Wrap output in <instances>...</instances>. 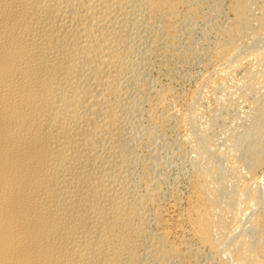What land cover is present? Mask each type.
Wrapping results in <instances>:
<instances>
[{"label":"bare ground","instance_id":"1","mask_svg":"<svg viewBox=\"0 0 264 264\" xmlns=\"http://www.w3.org/2000/svg\"><path fill=\"white\" fill-rule=\"evenodd\" d=\"M200 2L0 0V264H264V0ZM180 9L230 24L202 50ZM198 53L180 108L156 69ZM206 88L246 102L242 133L201 123Z\"/></svg>","mask_w":264,"mask_h":264},{"label":"rangeland","instance_id":"2","mask_svg":"<svg viewBox=\"0 0 264 264\" xmlns=\"http://www.w3.org/2000/svg\"><path fill=\"white\" fill-rule=\"evenodd\" d=\"M199 1H201L200 2V5H201V10L203 11H201L202 13H206V12H208L207 10H209V6L212 4V3H214L215 2V0H199ZM222 1V4H223V6H224V8L227 6V4H228V0H221ZM257 1H259V0H257ZM262 1L263 0H260V2L262 3ZM227 2V3H226ZM260 2H258V3H260ZM203 5V6H202ZM226 5V6H225ZM206 6H207V8H206ZM206 10V11H205ZM255 11H257V10H255ZM185 12L186 11H184V9H180V13H179V16H178V23H180V24H182V25H186V24H188V23H191L192 22V27H193V29L195 30L194 32H193V40H194V43H199L198 44V46L197 47H200V48H202V50H204V48H205V45H202L201 44V42H202V40H203V38H202V36H203V32H204V29L206 28V30H208L210 27V23H212V21H215V23H217V25H221V26H223V27H226V25L227 26H229V22H230V20H231V15L229 16V15H227V12L225 11V13L222 15V16H218L219 18H215V19H213L211 22L209 21V19L207 20V19H201V21L199 20L200 18H198V17H195V16H193V19H188L189 17H188V15H187V12H186V14H185ZM258 12V11H257ZM257 12H254V14H256V15H258L259 14V12L257 13ZM187 15V16H186ZM229 16V17H228ZM192 20L191 22H187L188 20ZM226 18V19H225ZM186 19V21H185V23H184V20ZM194 20V21H193ZM197 20V21H196ZM199 20V21H198ZM208 22H207V21ZM224 20H225V22H224ZM228 22H227V21ZM180 21V22H179ZM197 23H196V22ZM204 21V22H203ZM205 21L207 22V23H205ZM195 22V23H194ZM223 23H225V24H223ZM194 24V25H193ZM205 24V25H204ZM208 26V27H207ZM210 31V30H209ZM210 32H212V31H210ZM216 32L214 31V32H212V33H210V38H209V40H211V41H215V40H217L215 37H218V36H216L217 34H215ZM214 36V37H213ZM189 36H185V37H183V41H181V45L182 46H184V48L186 47V46H188V42H189ZM188 43V44H187ZM193 45H196V44H193ZM196 55V54H195ZM198 55V56H197ZM196 56H194L193 55V59L191 58V61L190 60H186V62L185 61H182L181 59H180V61L178 60V56H174L173 58H170V61H168V63H169V67H171L172 69L174 68V70L172 71V77H171V82H170V78H168L169 76H167L166 77V75L165 74H163L162 75V73L163 72H161V71H159L158 69H156L157 70V73H159V75L156 73V70H153L152 72L155 74V75H158V76H160L159 78V81H161V83H164L163 85H172V86H174L173 87V89L175 90V92H176V95H178V97H179V99L181 100H178V106L181 108V106H183V105H181V104H183L184 103V101L183 100H185L186 99V97H187V95H188V97H187V99L190 97V95H191V93H192V90L194 89V87L196 88V82H197V80H199L200 79V77H201V75L202 74H204V73H206L207 71H209V70H211V66H209V60H208V58H203L204 57V55L202 56V55H200L199 53L197 54ZM196 57V58H195ZM177 58V59H176ZM173 59V60H172ZM208 60V61H207ZM178 61H179V63H178ZM190 61V62H189ZM174 62V63H173ZM183 64H182V63ZM208 62V63H207ZM176 63H178V64H176ZM181 63V64H180ZM188 63V64H187ZM207 63V64H206ZM198 64V65H197ZM175 65V66H174ZM177 65V66H176ZM181 66V67H180ZM182 66H184L183 68H182ZM190 66V67H189ZM209 66V68H207V67ZM205 67H206V69H205ZM175 68H177V70L175 69ZM182 69H185V70H183V72H182ZM200 69V70H199ZM197 70V71H196ZM205 70V71H204ZM188 71V72H187ZM200 73H199V72ZM202 71H203V73H202ZM185 72V73H184ZM177 73V74H176ZM161 74V75H160ZM187 74V75H186ZM190 74H191V76L192 75H196V77L195 78H189L190 77ZM181 75V76H180ZM184 75V76H183ZM189 75V76H188ZM237 75V74H236ZM236 75L234 74L232 77H236ZM166 78H165V77ZM180 76V77H179ZM238 77H239V75H237ZM162 77V78H161ZM174 77V78H173ZM183 77H185V78H183ZM186 77H188V80H187V78ZM238 77H236V78H238ZM168 78V79H167ZM199 78V79H198ZM189 79H191V80H189ZM197 79V80H196ZM235 79V78H234ZM176 80V81H175ZM195 80V81H194ZM229 80H231V78H229ZM229 80H228V82H229ZM233 80V79H232ZM175 81V82H174ZM168 82V83H167ZM231 82V81H230ZM229 82V83H230ZM176 85V86H175ZM207 89V88H206ZM206 89H203L204 91L206 90ZM195 90V89H194ZM193 90V91H194ZM207 90H208V92H207ZM206 90V94L204 95V94H202L204 97H202V99L201 98H199V100H198V104L200 103L201 104V102L200 101H202V108L200 107L201 105H199V107H198V109L200 108L201 110H204L205 111V113L207 114V116H206V118L208 119V117H210V115L212 114V112H214L213 110L216 108L217 109V107L219 108V107H221V109H222V120L223 121H225L227 124H225V122H224V126L223 125H221V124H223V122H222V120H218V122H215V123H217V124H213V126H212V128L214 127V126H216L217 125V127H215V128H211L210 130L212 131V132H214V133H216L217 131H219L222 127H224V128H222V131L224 130V129H226V127H230V125H232V124H234V121H233V123L231 122L232 120H234V118H236V122H235V124H237V125H235V127H233V126H231L230 128H229V130H228V133L227 134H229L228 136H230V137H232V135H233V133L231 134V131L233 132H237L238 134H240V132L242 133V131H244V129H245V127H244V125H246V123L247 124H249L248 123V119H245L246 117H245V115L242 113V112H240V111H242V110H239V108H238V112H236L235 110H236V106L238 105V107L240 106V108H244V110L246 109V102H243L242 100L240 101V99L237 97H234V99L236 98V100H234L233 99V97L231 98H229V97H227L228 99H232V101L231 102H235L236 104H234V103H232L231 105H229V106H221V105H219L218 103H217V101H216V99L215 98H217L218 96H219V98L220 97H222V98H226L225 96L223 97V95H222V93H221V90H218V91H216L215 92V95L213 96V93L211 94L210 93V90L209 89H207ZM205 93V92H204ZM208 93L210 94V96H211V99H213V100H210V96L208 95ZM262 94L264 93L263 92V90H262V92H261ZM184 96H183V95ZM187 94V95H186ZM218 96H217V95ZM180 96H182V98L180 97ZM208 97L209 98V100H208V98H206L205 99V97ZM212 96H213V98H212ZM217 96V97H216ZM183 97L185 98V99H183ZM205 99V100H204ZM238 99V100H237ZM208 100V101H207ZM212 101H215L216 103H213ZM239 101H240V104H238L239 103ZM242 103H244L245 105H243ZM216 104V105H215ZM218 104V105H217ZM230 104V103H229ZM214 105H215V107H214ZM232 105H235V106H233L232 108H229V107H231ZM198 106V105H197ZM217 106V107H216ZM225 108V111H223L224 110V108ZM228 107V109H226ZM183 108V107H182ZM199 109V111L198 112H200L199 114V116H205L204 115V111H203V114H202V112H201V110ZM215 109V110H216ZM219 110V109H218ZM243 110V111H244ZM210 111H211V114L208 116V114L210 113ZM221 111V110H220ZM208 112V113H207ZM224 113V114H223ZM238 113V114H237ZM242 115V116H239V115ZM235 115H238V116H235ZM243 115H244V117H243ZM224 116V117H223ZM234 117V118H233ZM241 117V118H240ZM199 118H201V120L202 121H204V122H202L201 121V123H205V121H206V118L204 117L203 119H202V117H199ZM239 118H240V120L241 119H243V122L241 123L240 122V120H239ZM224 119H226V120H224ZM238 119V120H237ZM245 120H247L246 122H245ZM232 123H230V122ZM240 122V124L239 125H242V127H240L239 125H238V123ZM230 123V124H229ZM244 123V124H243ZM227 125V126H226ZM236 126H237V128H236ZM232 128H233V130H232ZM234 128H235V130H234ZM215 129V130H214ZM210 131V133L211 134H213L212 132ZM222 131H221V133H222ZM230 131V132H229ZM224 132V131H223ZM219 133H220V131H219ZM220 133V134H221ZM236 133V134H237ZM172 134H174L173 132H171L170 133V131H166V135H167V137L168 136H171ZM218 134V133H217ZM235 134V133H234ZM235 134V135H236ZM237 134V135H238ZM241 136V135H240ZM167 137H165L164 139H166ZM226 137V139H227V136H225V135H223V138H225ZM226 139H223V140H226ZM164 141V140H163ZM221 146H222V144L220 143V146H219V144H218V147H220L221 148ZM225 147V146H224ZM224 147H222V149L224 150ZM219 148V149H220ZM221 149V150H222ZM225 149H226V147H225ZM189 151V149L188 148H184L182 151H181V153H179V155L181 156V157H185V155H187V154H189V153H187ZM183 153L185 154V155H183ZM178 156V155H177ZM180 156H178V157H176V159L177 160H180L181 158H180ZM187 157V156H186ZM182 160V159H181ZM180 160V161H181ZM262 172H264V166L261 168V169H259V172H258V175H261L262 174ZM260 206V207H259ZM255 207H257V208H255ZM254 207V210L252 211V216L250 215V218L251 217H253V220H255L254 221V223H256L257 225H256V228H257V230L259 231V233L260 234H262V235H264V225H263V218H264V212H263V209H264V207L262 208V206L261 205H256ZM254 215V216H253ZM249 217H248V219H247V221H245L246 222V226H247V224H249L248 226H247V228L249 227L250 228V223H248L249 222V219H250ZM246 226H245V228H246ZM248 228V230H250ZM247 231V230H246ZM227 244V243H226ZM224 245V244H223ZM225 247V245L224 246H222V248H224ZM205 257H201V264H218V260H219V258H221L222 256H220V257H218L217 255H215V259H214V257L212 258L211 256H206V255H204ZM207 257V258H206ZM209 258V259H208ZM211 258V259H210ZM216 259H218V260H216ZM211 260H212V262H213V260H214V262L212 263L211 262ZM216 260V261H215Z\"/></svg>","mask_w":264,"mask_h":264}]
</instances>
